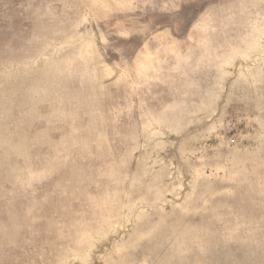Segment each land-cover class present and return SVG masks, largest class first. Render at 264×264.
I'll use <instances>...</instances> for the list:
<instances>
[{
	"label": "rangeland",
	"instance_id": "1",
	"mask_svg": "<svg viewBox=\"0 0 264 264\" xmlns=\"http://www.w3.org/2000/svg\"><path fill=\"white\" fill-rule=\"evenodd\" d=\"M0 264H264V0H0Z\"/></svg>",
	"mask_w": 264,
	"mask_h": 264
}]
</instances>
